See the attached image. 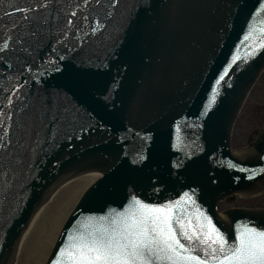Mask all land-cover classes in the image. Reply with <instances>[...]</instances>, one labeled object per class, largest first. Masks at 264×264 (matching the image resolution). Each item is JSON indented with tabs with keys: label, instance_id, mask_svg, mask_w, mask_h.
<instances>
[{
	"label": "water",
	"instance_id": "water-1",
	"mask_svg": "<svg viewBox=\"0 0 264 264\" xmlns=\"http://www.w3.org/2000/svg\"><path fill=\"white\" fill-rule=\"evenodd\" d=\"M262 5L0 0V109L11 116L0 129V264L49 189L86 172L101 175L42 264L69 231L123 212L132 196L179 201L176 212L193 224L210 220L229 241L246 226L264 229V140L255 157L231 152L254 150L264 130V74L252 89L264 70ZM145 133L149 159L133 165ZM176 161L184 166L173 168ZM185 192L191 199L181 200ZM239 193L253 194L232 196Z\"/></svg>",
	"mask_w": 264,
	"mask_h": 264
},
{
	"label": "snow or ice",
	"instance_id": "snow-or-ice-1",
	"mask_svg": "<svg viewBox=\"0 0 264 264\" xmlns=\"http://www.w3.org/2000/svg\"><path fill=\"white\" fill-rule=\"evenodd\" d=\"M115 2L118 4L119 0ZM98 28L99 24L92 28V33ZM250 34L245 35V40ZM7 47L5 42L3 48ZM56 71H60L58 66ZM8 103L11 105V100ZM5 118L10 120L11 116L0 109V129L5 128ZM7 134L5 131L4 135ZM140 138L144 146L131 161L133 165L149 159L147 145L152 140L151 133ZM2 141L0 136V147ZM171 166L180 168L184 164L176 161ZM185 197L191 199L189 192L181 200ZM191 202L195 204L194 200ZM177 205L179 201L149 204L132 196L123 212L112 210L114 215L88 217L79 229L69 231L50 264H264V229L246 226L243 232L237 230L234 241H229L210 220L207 226L193 224L183 211L174 210ZM200 250L203 255L197 254Z\"/></svg>",
	"mask_w": 264,
	"mask_h": 264
},
{
	"label": "bare ground",
	"instance_id": "bare-ground-1",
	"mask_svg": "<svg viewBox=\"0 0 264 264\" xmlns=\"http://www.w3.org/2000/svg\"><path fill=\"white\" fill-rule=\"evenodd\" d=\"M99 175V172H86L66 176L52 186L22 232L8 264H42L43 256L49 257L60 224L66 223Z\"/></svg>",
	"mask_w": 264,
	"mask_h": 264
},
{
	"label": "flooded vegetation",
	"instance_id": "flooded-vegetation-1",
	"mask_svg": "<svg viewBox=\"0 0 264 264\" xmlns=\"http://www.w3.org/2000/svg\"><path fill=\"white\" fill-rule=\"evenodd\" d=\"M260 137H264V131H262V133L260 134Z\"/></svg>",
	"mask_w": 264,
	"mask_h": 264
}]
</instances>
